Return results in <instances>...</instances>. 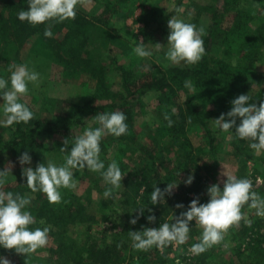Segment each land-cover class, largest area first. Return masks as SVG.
<instances>
[{"label": "trees", "instance_id": "16d2710c", "mask_svg": "<svg viewBox=\"0 0 264 264\" xmlns=\"http://www.w3.org/2000/svg\"><path fill=\"white\" fill-rule=\"evenodd\" d=\"M93 1L102 5L104 9L111 6L110 0ZM240 2L241 0L215 1L216 10L212 14V25L203 38L206 55L198 64L166 69L150 66L146 69L145 75L131 79L130 71L118 64L115 52L107 49V40L102 37L101 42L93 43V40H97L96 33L100 38L104 34L107 35V29L102 26H106L105 22L97 18L90 19L77 11L74 20L53 23L51 27L53 37L45 38L43 33L47 27L46 24L34 27L17 18L19 11L27 9V0H0V49L11 45L17 46L19 50L16 58L18 59L21 55L19 51L35 40L40 44L53 68L60 71L58 73L62 78L65 80L86 79L94 87L95 97H103L109 95L112 85L107 80L105 66L93 54L100 47L109 53L121 80L120 91L109 97V102L93 104L90 101L83 105H65L62 114L65 115L67 122L64 125L57 124L49 118L34 117L29 125L14 124L7 128L8 136H0V170H3L7 162L19 159L25 151L32 155L34 151L39 153L41 149H47L48 142L56 137L64 138L72 145L77 137L73 127L83 126L84 120H94L92 118L97 113L120 111L127 116V133L119 138L106 135L101 144V149L105 151L103 154L114 158L117 156L118 166H121L122 172L126 173L119 189L122 191V196L128 198L127 203H130L131 213L121 228L120 236H125L123 240L119 235L118 237L116 235L110 244H101L92 239L80 246L79 251H75L74 244L67 241L64 230L79 219L78 210L72 202L66 200L60 205L51 204L45 194L31 193L26 181L19 179L16 185L14 184L16 181L12 183L10 177L7 175L4 177L3 190L30 196L31 204L27 210L33 214L35 221H43L44 226H50L47 245L51 243L53 248H47L48 251H53L52 249L55 251L58 248L59 256L65 252L66 256H70L72 264H123L124 260L131 258L128 252L135 250L139 258L133 264H146L148 257L158 253L159 249L153 247L144 252L134 249L129 231H142L145 227L159 228L165 222H175L173 217H179L181 212L187 211L193 199H199L201 204L209 201L207 189L212 182L206 174L211 172V167L209 164L199 165L194 162L196 149L191 145L189 132L192 129H200L203 134L205 153L208 156L216 153L220 141L215 138L203 113L197 109L195 98L198 91L203 90L204 84H209V94L205 95V100L212 107L207 113L214 120L222 113L226 114L230 111L231 101L241 94L248 95L254 92L249 102L257 106L264 103V74L250 69L233 68L212 55L214 46L219 45L224 57H241L243 60H249L252 65V59L264 46V28L254 26L252 23L254 18L246 10L241 8L236 10L229 26L220 28L218 18L224 7L237 6ZM94 44H97V49L92 46ZM186 81L191 87H185ZM152 92L159 96L160 104L155 110L166 117L163 130L169 140L166 139V144L164 142L158 144V147L163 149L167 145L165 151L171 156L174 155V158L168 162L167 167L170 169L147 159V147L145 148L141 142L140 132H137L135 127V109L143 106L140 98ZM201 93L203 94L202 91ZM239 122L238 119L237 125ZM139 161L148 163L140 166ZM12 164L13 162L10 163ZM125 168L130 170L125 172ZM171 169L174 170L171 172ZM165 170L170 172L166 173ZM89 172L87 169H82V178H88ZM189 175H193L195 179L191 185L186 186L183 181ZM171 182L180 183L172 190L171 195H165L164 203L152 205L150 196L154 186L163 190ZM220 187L223 188V186ZM177 204H183L184 208H177ZM143 207L146 208L143 215H140L139 208ZM148 209L152 211L149 212ZM149 215L156 217L155 222L150 223L147 220ZM137 217H139L137 223L132 225L129 221ZM60 227L63 230H60ZM249 229L251 230L252 227L244 224L240 229L233 231L234 236L231 241L236 246L231 247V250L226 249L220 252L214 245L184 264H264L261 236L259 239H248L245 250L240 247L241 242L244 243L247 239ZM193 234L194 232L190 233L189 239H193L195 236ZM170 247L171 245L163 250ZM0 256L7 258L11 264H27L26 259L14 250L0 248Z\"/></svg>", "mask_w": 264, "mask_h": 264}, {"label": "rangeland", "instance_id": "374dc122", "mask_svg": "<svg viewBox=\"0 0 264 264\" xmlns=\"http://www.w3.org/2000/svg\"><path fill=\"white\" fill-rule=\"evenodd\" d=\"M215 1L217 2V0ZM215 1L110 0L111 6L104 9L102 5L95 3L93 0H83L77 11H80L90 19L97 18L106 23V26H102L107 29V35L104 34L100 38L96 33L97 40H93V43L101 42L103 39L107 40V49L115 52L118 64L130 71L131 79H137L145 75L146 69L150 66H157L163 69L176 66L189 67L183 63L173 65L167 59L168 21L172 16H177L185 22L194 23L197 27H203L206 35L212 25V14L216 10ZM240 8L252 15L254 26L264 28V0H241L237 6L230 5L224 7L222 11L219 10L221 15L218 18V22L221 29L229 26L232 21V15ZM140 42L144 43L152 51L153 55L150 58L142 59L135 54L134 47ZM92 46L97 49V44ZM18 50L19 48L15 45L0 49V76L6 79L10 76L8 71L10 65H27L30 69L40 74L39 87L30 85L29 94L21 98V102L30 108L34 117L49 118L57 124L64 125L67 122L65 115L62 114L65 105H83L90 101L93 104L107 102L109 97L120 91L121 80L119 73L115 69L114 62L107 50H103L100 47L93 54L105 66L107 80L112 85L109 95L103 97H95V89L86 79L65 80L62 78L61 74L59 75L58 73L60 71H57L55 67L53 68L40 44L35 40L19 51L21 55L17 59ZM212 55L215 59L221 60L233 68L250 69L256 73L264 74V46L252 59V65H250L249 60H243L241 57H224L219 45L214 46ZM204 86L203 90H201L203 94L198 91L195 98L197 109L203 113L205 121L220 143L216 153L208 156L205 153L206 150L202 142V132L199 128L192 129L189 132V140L192 147L196 149L194 162L199 165H210L211 172L206 175L210 178L211 185L219 184L223 186V182L227 179L224 176L225 174L241 179L247 178L252 181V190L260 197H264V151L257 153L249 147L248 141L240 140L237 137H233L230 133L228 135L226 132L219 130L215 125L214 119H211L207 113L212 107L205 100V95L209 94V84H204ZM252 93L254 92H250L248 95L252 97ZM246 94L244 93V95ZM140 100L143 106L135 109V127L137 132H140L141 142L145 145V148L147 147L146 157L149 161L156 164L159 163L157 165L167 167L169 165L168 162L174 158V155L171 156L170 153L165 151L167 145L163 146V149L158 147V144L163 142L166 144V141L169 140L163 130L166 117L158 114L155 110L160 104L159 96L157 93L152 92L146 94L145 97L142 96ZM2 103L3 100L0 99V104ZM0 119H3L2 112H0ZM88 127H99V124L95 120L87 119L84 120L83 126L73 127V130L76 136H79ZM7 128L2 127L0 136H8L9 129ZM104 137L101 144L104 142ZM65 140L64 138L56 137V139L49 141L46 146L47 149H41L39 153L36 151L32 152V155H30L33 158L31 165H24L23 167L35 169L38 164L47 163L48 161H52L57 165L63 164L67 152H70L72 148V145L68 143L65 153L60 152V149L65 147ZM247 151L248 153L246 154ZM104 152L101 149L100 158L105 162L106 167L113 161L117 163V156L115 158L113 156L110 157L109 155H104ZM11 162H13L12 165H10ZM146 163L148 162L139 161L140 166ZM5 169L10 170L7 174L11 178L10 182L14 183L13 181H16L14 184L17 185V180L19 179L26 181V178L21 175L22 166L19 163V159L7 162L3 170ZM166 169H170V167ZM129 170L125 168V172ZM173 170L171 169V172ZM73 172L77 180L76 189L61 190V203L70 200L78 210L79 217L72 226L64 229L66 231L65 237L68 238L67 241H71L74 244V250L79 251L80 246L92 239L101 244H110L113 238L119 235L121 240H123L125 236H120L121 228L125 219L131 213L130 203H127L128 198L122 196L121 189L119 191L118 189H113V195L106 199L103 193L111 186L105 184L98 173L89 172L88 178L83 179L81 170L73 169ZM165 172L168 173L170 170H165ZM242 212L249 222L246 223L242 219L239 225L230 227L224 235V239L216 245L219 248L218 251L231 250V247L236 246L231 241L234 236L233 231L240 229L244 224L252 227V229H249L245 242H241V249L245 250L248 239H259V236H261L262 246L264 247V218L256 216L255 210L249 209L247 205L242 208ZM35 224H37L35 227H44V224L39 221H36ZM190 228V233L194 232L195 234L193 239H189L183 245H171L167 250L159 249L158 253L148 257L146 264H184L189 262L192 257L196 256L191 252V243L200 242L202 234V229L195 225V221L190 223ZM60 230H63V228L60 227ZM49 247H52L51 243L44 248L38 249L30 256L19 255L26 259L27 264H72L70 263V256H66L65 252L59 256L60 254L57 253L58 248L55 251L54 249H52L53 251H48L47 248ZM67 252L69 251L67 250ZM128 254L131 258L124 260L123 264H133L138 261L139 255H137L135 250L128 252Z\"/></svg>", "mask_w": 264, "mask_h": 264}, {"label": "clouds", "instance_id": "9594fccd", "mask_svg": "<svg viewBox=\"0 0 264 264\" xmlns=\"http://www.w3.org/2000/svg\"><path fill=\"white\" fill-rule=\"evenodd\" d=\"M82 3L83 0H27V9L19 11L17 18L34 27L46 24L43 35L45 38H52L53 23L74 20L78 6ZM168 29L166 53L168 61L173 65L198 64L206 55L202 39L205 35L204 28L172 16L168 21ZM134 52L142 59L153 55L152 51L141 42L135 45ZM8 71L10 76L7 79L0 76V99L3 100L0 104V112L3 114L0 127L21 123L29 125L34 120V114L25 103L21 102V98L29 94L30 85L39 87L40 74L27 65H10ZM185 87L191 85L186 81ZM251 99L250 95H239L231 101V110L226 114L222 113L214 122L221 132L232 133L240 140L248 141L249 147L260 153L264 151V103L257 106L255 103H249ZM92 119L99 124V127H88L75 138L63 164L57 165L48 161L38 164L33 169L23 167L32 163V157L27 151L19 157L22 166L21 175L26 178V185L31 193L45 194L51 204L61 203V190H74L77 187L73 169H87L98 173L104 183L111 186L103 193L106 199L113 195V189L121 187L126 173L122 172L115 161L106 167L105 162L100 158L101 141L106 135L116 138L125 135L128 131L127 116L123 112L114 111L97 113ZM238 119L240 122L237 125ZM169 125L171 126V121ZM64 145L65 147L60 149L62 153L66 151L68 140L64 141ZM9 171V169L0 170V248L30 256L48 244L51 228L50 226L32 227L36 221L33 214L27 210L31 204L30 196L3 190L4 177ZM224 176L227 179L223 182L222 189L219 184L211 185L207 189L209 201L201 204L199 199H193L187 211L181 212L179 217H173L175 222H165L159 228L145 227L142 231H129L132 247L136 250L148 251L153 247L163 250L169 245H183L189 240L190 223L195 221V225L202 229V234L200 242L192 245L191 252L200 255L219 244L230 227L239 225L242 219L246 223L249 222L242 212L245 205L255 210L256 216L264 218V197H260L252 190V181L233 175ZM194 179L193 175H189L183 183L186 186L191 185ZM179 183H168L163 190L154 186L150 203L152 205L164 203L165 195H171L172 190L178 187ZM176 207L184 208V205L177 204ZM145 208H139L140 215H143ZM148 211L151 212L152 209ZM138 219L139 217L129 222L135 225ZM155 219L154 215L147 216L150 223L155 222ZM0 264H11V262L0 256Z\"/></svg>", "mask_w": 264, "mask_h": 264}]
</instances>
